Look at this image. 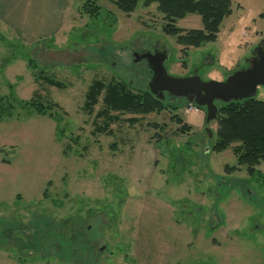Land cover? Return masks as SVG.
<instances>
[{"label": "rangeland", "instance_id": "obj_1", "mask_svg": "<svg viewBox=\"0 0 264 264\" xmlns=\"http://www.w3.org/2000/svg\"><path fill=\"white\" fill-rule=\"evenodd\" d=\"M143 1L124 14L107 0H0V98L13 106L0 119V264H264V180L212 150L215 120L207 139L205 112L169 97L159 113L112 123L96 116L100 101L83 109L95 80L147 90L138 51L164 49L175 78L219 82L244 69L264 42V0H232L216 40L186 55ZM175 26L202 29L197 15ZM28 60L64 88L38 80ZM174 115L191 128L180 133ZM255 169L264 177V162ZM84 236L90 254L61 255Z\"/></svg>", "mask_w": 264, "mask_h": 264}, {"label": "trees", "instance_id": "obj_2", "mask_svg": "<svg viewBox=\"0 0 264 264\" xmlns=\"http://www.w3.org/2000/svg\"><path fill=\"white\" fill-rule=\"evenodd\" d=\"M107 1L124 14L133 12L139 2V0ZM88 4V8L85 7L87 14L99 10L98 7L88 6ZM143 4L145 7L156 5L157 12L164 20L163 33L174 37L176 44L181 47L180 51L186 55L187 49L198 48L216 40L223 20L231 14L232 0H144ZM187 15L199 16L202 29L188 31L178 29L175 22ZM262 17L264 18V14ZM28 62V68L33 70L34 76L38 80L51 87L64 88L61 83L44 76V72L38 70L37 66L34 67L31 60ZM99 101L101 109L96 116L104 117L111 123L119 121L118 116L112 115L113 113L144 116L153 112L159 113L165 108L162 101L152 96L148 90L134 92L128 84L122 81H111L105 84L100 80H95L85 94L84 111L92 113ZM24 105L30 106L38 115L44 116L48 111L41 103L33 99ZM48 108L51 110L50 106ZM9 110H13V106L8 102L5 106L4 98H0V119L8 117ZM172 119L180 125L178 129L180 133L191 128L184 124L177 115H174ZM130 121L136 122L135 119ZM215 121L217 122L216 141L212 150L216 153L231 150L238 167L243 166L249 176L264 180V177L255 169L256 166L264 162V102L252 98L221 104ZM48 241L47 235L40 238V244L44 247L49 243ZM59 241L60 244L64 242L63 238H59ZM64 244L70 246L62 250L61 255L65 254L71 258L80 257L87 246L89 254L91 253V250L89 251L91 248L88 245L90 241L87 236L76 242L72 240ZM45 258L47 257L45 256Z\"/></svg>", "mask_w": 264, "mask_h": 264}, {"label": "water", "instance_id": "obj_3", "mask_svg": "<svg viewBox=\"0 0 264 264\" xmlns=\"http://www.w3.org/2000/svg\"><path fill=\"white\" fill-rule=\"evenodd\" d=\"M264 47V42H262ZM255 49L248 68L240 69L225 76L223 81H202L197 74L185 78L170 76L165 68L168 55L164 51L159 54L148 53L136 58L135 62L144 58L152 77L147 87L152 96L164 100L163 94L169 98L185 100L205 110L206 136L212 138L209 124L218 114L217 103L228 104L255 98L258 87H264V48ZM262 51V52H260Z\"/></svg>", "mask_w": 264, "mask_h": 264}, {"label": "flooded vegetation", "instance_id": "obj_4", "mask_svg": "<svg viewBox=\"0 0 264 264\" xmlns=\"http://www.w3.org/2000/svg\"><path fill=\"white\" fill-rule=\"evenodd\" d=\"M259 46L263 47V44H260V45H258L257 47H259ZM263 48H264V47H263ZM262 51H264V49H263ZM262 51H260V52H262ZM162 52H164V49L162 50V49H159L158 47H155V48H153L151 51H149V50H143V51H138V52H136V53H133V57H134V61H135L136 58L144 57V56L147 55L148 53L154 55V54H159V53H162ZM252 58H253V56H251V58L247 61V65H246L245 68H248V67L250 66L249 61H250ZM139 61H140V62H145L146 66H147L146 60H145L144 58H142L141 60H138L137 62L140 63ZM147 69H148V72H149L150 75H151V76H150V80H151L152 74H151V72H150V70H149L148 67H147ZM192 75H193V74H192ZM150 80H149V82H150ZM149 82H148V83H149ZM148 83H147V85H148ZM147 85H146V87H147ZM147 90L149 91L148 87H147ZM149 93H150V92H149ZM163 96H164V98H167V97H168L167 94H165V93L163 94Z\"/></svg>", "mask_w": 264, "mask_h": 264}, {"label": "built area", "instance_id": "obj_5", "mask_svg": "<svg viewBox=\"0 0 264 264\" xmlns=\"http://www.w3.org/2000/svg\"><path fill=\"white\" fill-rule=\"evenodd\" d=\"M191 112L198 113L199 109L193 104H188L186 108V113H191Z\"/></svg>", "mask_w": 264, "mask_h": 264}, {"label": "crops", "instance_id": "obj_6", "mask_svg": "<svg viewBox=\"0 0 264 264\" xmlns=\"http://www.w3.org/2000/svg\"><path fill=\"white\" fill-rule=\"evenodd\" d=\"M1 20V19H0Z\"/></svg>", "mask_w": 264, "mask_h": 264}]
</instances>
